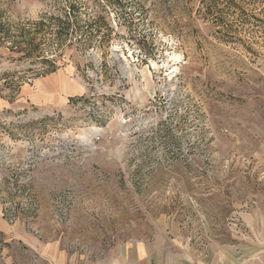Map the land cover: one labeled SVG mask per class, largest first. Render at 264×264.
Here are the masks:
<instances>
[{"label":"rangeland","instance_id":"1","mask_svg":"<svg viewBox=\"0 0 264 264\" xmlns=\"http://www.w3.org/2000/svg\"><path fill=\"white\" fill-rule=\"evenodd\" d=\"M0 221L262 251L264 0H0Z\"/></svg>","mask_w":264,"mask_h":264},{"label":"crops","instance_id":"2","mask_svg":"<svg viewBox=\"0 0 264 264\" xmlns=\"http://www.w3.org/2000/svg\"><path fill=\"white\" fill-rule=\"evenodd\" d=\"M169 225L173 224L155 231L154 238L119 241L98 258L92 252L69 249L70 241L60 234L35 238L21 222L8 226L0 221L6 242L0 264H264V249L242 252L239 247L229 248L217 241H211L212 250L193 247L190 236L182 238Z\"/></svg>","mask_w":264,"mask_h":264},{"label":"trees","instance_id":"3","mask_svg":"<svg viewBox=\"0 0 264 264\" xmlns=\"http://www.w3.org/2000/svg\"><path fill=\"white\" fill-rule=\"evenodd\" d=\"M73 10H70L68 13L65 14V20L61 22L60 27L58 28V32L56 35V41L61 42L62 36L67 37L69 34V30L71 28L70 22L68 20V16L72 14ZM67 15V17H66ZM30 32H27L24 28L19 29L18 31V38H20V42H12L13 46H11L9 51L12 54H21V55H27V57L32 56V51H29L30 48L33 46V44H37L35 35L29 37ZM95 37V36H94ZM15 45V46H14ZM26 45V46H25ZM55 71V68L52 66L51 69L46 73L50 74Z\"/></svg>","mask_w":264,"mask_h":264}]
</instances>
